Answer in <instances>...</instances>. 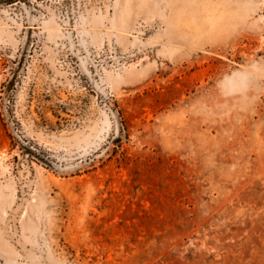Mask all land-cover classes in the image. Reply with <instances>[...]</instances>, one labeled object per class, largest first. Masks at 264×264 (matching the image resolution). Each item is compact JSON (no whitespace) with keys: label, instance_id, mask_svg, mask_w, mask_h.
Listing matches in <instances>:
<instances>
[{"label":"rangeland","instance_id":"374dc122","mask_svg":"<svg viewBox=\"0 0 264 264\" xmlns=\"http://www.w3.org/2000/svg\"><path fill=\"white\" fill-rule=\"evenodd\" d=\"M0 264H264V0H0Z\"/></svg>","mask_w":264,"mask_h":264}]
</instances>
